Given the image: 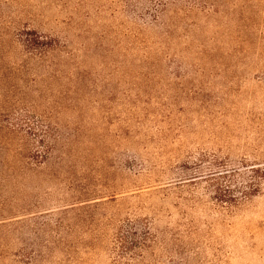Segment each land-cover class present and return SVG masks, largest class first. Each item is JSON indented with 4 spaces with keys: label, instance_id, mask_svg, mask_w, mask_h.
<instances>
[{
    "label": "rangeland",
    "instance_id": "obj_1",
    "mask_svg": "<svg viewBox=\"0 0 264 264\" xmlns=\"http://www.w3.org/2000/svg\"><path fill=\"white\" fill-rule=\"evenodd\" d=\"M212 164L264 167V0H0V264H264V181L231 205Z\"/></svg>",
    "mask_w": 264,
    "mask_h": 264
},
{
    "label": "trees",
    "instance_id": "obj_2",
    "mask_svg": "<svg viewBox=\"0 0 264 264\" xmlns=\"http://www.w3.org/2000/svg\"><path fill=\"white\" fill-rule=\"evenodd\" d=\"M157 16L155 15V19H157ZM30 34H33V36L26 40L27 48L35 49L39 47L43 50L41 54L45 55L48 53L49 48L53 47V43L44 36L38 33ZM16 116L12 121H8L7 132L19 136L22 141L18 155L22 156L26 162L37 166L46 163L55 150V141L51 137V132L55 127L43 121L36 122L32 120L31 114L26 112L17 113ZM201 169L199 168L200 173L203 172ZM207 172L206 179L212 183L216 199L231 205H238L242 201L252 198L260 191L264 181V167L257 165L228 168L227 166L220 167L212 164L207 167ZM91 207H93L92 204L74 206L62 213L87 210ZM134 224L133 222L121 224L115 237L114 250L124 256L128 253H134L136 250L141 251L145 246V244L142 245L138 242L137 226Z\"/></svg>",
    "mask_w": 264,
    "mask_h": 264
}]
</instances>
